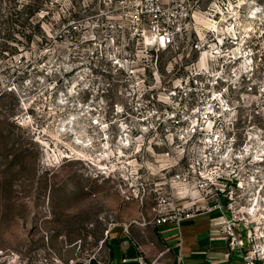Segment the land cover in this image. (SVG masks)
Instances as JSON below:
<instances>
[{"label":"rangeland","instance_id":"rangeland-1","mask_svg":"<svg viewBox=\"0 0 264 264\" xmlns=\"http://www.w3.org/2000/svg\"><path fill=\"white\" fill-rule=\"evenodd\" d=\"M130 1L0 0L1 252L25 256L46 237L63 262L107 252L113 231L148 222L154 188L174 173L143 126L150 93L166 97L184 63L160 50L155 70L156 52L129 33ZM190 1L199 25L221 11L234 26L231 53L248 50L229 68L260 56L228 123H239L231 179L264 233V0Z\"/></svg>","mask_w":264,"mask_h":264},{"label":"built area","instance_id":"built-area-1","mask_svg":"<svg viewBox=\"0 0 264 264\" xmlns=\"http://www.w3.org/2000/svg\"><path fill=\"white\" fill-rule=\"evenodd\" d=\"M130 6L136 29L129 33L156 52L155 70L160 50L180 55L184 63L180 64L183 73L163 88L166 97L152 92L147 98L152 120L143 128L153 133V144L163 150L160 158L174 159L169 165L174 173L162 182L163 187L154 188L156 197L148 222L172 225L180 237L183 221L218 210L222 217L219 233L228 245L227 256L234 251L244 264H264V233L251 225L252 207L239 202L243 183L231 179L234 170L230 167L239 161V155L233 152L239 145V123H228L232 90L240 81H251L261 66L257 60L260 56H251L247 66L240 61L228 67V62L236 63L241 52L248 50L239 49L236 55L230 52L238 37L234 26L221 17V11H213L201 26L203 15L190 0H131ZM247 54H252L251 49ZM45 240L44 248L25 256L0 251V264H119L101 245L84 258L74 254L63 262L48 237ZM150 264L163 263L154 259Z\"/></svg>","mask_w":264,"mask_h":264},{"label":"crops","instance_id":"crops-1","mask_svg":"<svg viewBox=\"0 0 264 264\" xmlns=\"http://www.w3.org/2000/svg\"><path fill=\"white\" fill-rule=\"evenodd\" d=\"M221 222L218 210L203 212L182 222L179 237L172 225L143 221L107 236V254L119 264H150L154 259L163 264H244L234 251L227 256L228 245L219 233Z\"/></svg>","mask_w":264,"mask_h":264}]
</instances>
